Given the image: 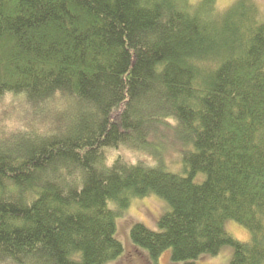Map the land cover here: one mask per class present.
<instances>
[{
    "label": "trees",
    "instance_id": "1",
    "mask_svg": "<svg viewBox=\"0 0 264 264\" xmlns=\"http://www.w3.org/2000/svg\"><path fill=\"white\" fill-rule=\"evenodd\" d=\"M257 12L250 0H0L1 117L18 120L0 126V264H110L124 252L118 213L151 195L168 209L130 237L153 263L230 246V264H264ZM170 145L177 172L161 162Z\"/></svg>",
    "mask_w": 264,
    "mask_h": 264
},
{
    "label": "rangeland",
    "instance_id": "2",
    "mask_svg": "<svg viewBox=\"0 0 264 264\" xmlns=\"http://www.w3.org/2000/svg\"><path fill=\"white\" fill-rule=\"evenodd\" d=\"M201 0H190V3L196 5ZM239 0H230L229 3L221 4L219 0L218 6L221 10L228 9ZM256 6L258 12L255 14L257 23L264 22V0H250ZM8 100L4 101V104ZM4 117H1L0 108V126L7 123H15L17 113L15 109H12L10 113H4ZM2 114V115H3ZM5 118V119H2ZM2 119V121H1ZM143 160L152 163L154 159L143 154ZM133 160L132 158H130ZM179 150L175 146H168L163 155H161V162L170 170H174L181 167V161L179 162ZM113 204V203H112ZM167 202L157 195H151L144 198H138L131 202L130 206L119 212L117 216V238L122 242L124 246L123 254L111 262L110 264H182L181 262H173L171 259V250L163 254L159 259L158 263H153L147 250L137 248L131 240L130 230L135 223H143L150 229L156 230L158 228V222L161 216L167 211ZM113 207V206H112ZM229 222V223H228ZM226 224V229L236 238L247 241L250 239V233L248 229L236 221L229 220ZM233 256V248L226 246L216 256H204L197 264H230ZM152 260V261H151Z\"/></svg>",
    "mask_w": 264,
    "mask_h": 264
},
{
    "label": "snow or ice",
    "instance_id": "3",
    "mask_svg": "<svg viewBox=\"0 0 264 264\" xmlns=\"http://www.w3.org/2000/svg\"><path fill=\"white\" fill-rule=\"evenodd\" d=\"M219 2H220L221 4H226V3H229L230 0H219Z\"/></svg>",
    "mask_w": 264,
    "mask_h": 264
}]
</instances>
